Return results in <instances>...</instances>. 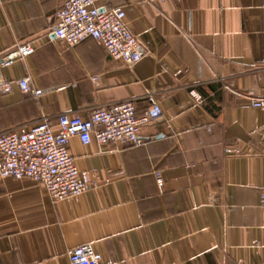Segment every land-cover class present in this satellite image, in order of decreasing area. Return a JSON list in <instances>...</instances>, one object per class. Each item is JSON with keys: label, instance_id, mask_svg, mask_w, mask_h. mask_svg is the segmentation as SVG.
<instances>
[{"label": "crops", "instance_id": "crops-1", "mask_svg": "<svg viewBox=\"0 0 264 264\" xmlns=\"http://www.w3.org/2000/svg\"><path fill=\"white\" fill-rule=\"evenodd\" d=\"M65 1L0 0V58L36 46L1 75L43 91L0 95V133L128 100L141 116L148 94L163 115L142 147L72 138L77 168L99 181L78 198L54 202L31 180L0 177V264H70L88 244L119 264H264V109L252 104L264 100V0H106L148 46L132 68L93 40L57 43Z\"/></svg>", "mask_w": 264, "mask_h": 264}, {"label": "built area", "instance_id": "built-area-1", "mask_svg": "<svg viewBox=\"0 0 264 264\" xmlns=\"http://www.w3.org/2000/svg\"><path fill=\"white\" fill-rule=\"evenodd\" d=\"M106 0H66L56 14V25L51 34L55 41L74 48L87 40L100 44L111 59L127 67H134L149 55L147 44L139 39L124 23V6L103 3ZM148 3L165 0H145ZM182 1V0H179ZM264 8V2H263ZM36 51L35 41L18 44L0 58V95L10 94L14 87L23 94L37 98L41 90L31 87L29 78L7 81L2 68L23 61ZM96 81V78H95ZM191 97L197 106L204 104L203 97L194 89ZM148 109L139 116L133 100L98 106L90 117L62 114L54 126L43 117L36 124L13 132L0 133V177L31 180L43 188L54 202L78 198L99 181L87 171L77 168L70 153V141L77 137L83 145L97 143L104 147H142L147 139L142 136L145 127L155 125L163 115L159 99L154 94L146 96ZM253 107L264 109L263 99H253ZM230 153V149L227 150ZM238 153V151H236ZM158 187L164 188L161 172L155 173ZM260 206L264 215V190ZM70 264H119L106 261L94 245L88 244L69 252Z\"/></svg>", "mask_w": 264, "mask_h": 264}]
</instances>
